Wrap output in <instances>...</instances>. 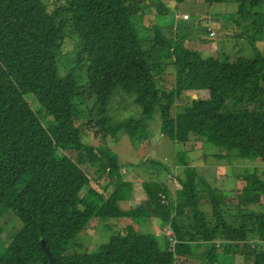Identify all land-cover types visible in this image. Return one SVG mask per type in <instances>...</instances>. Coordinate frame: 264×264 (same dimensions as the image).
<instances>
[{
  "label": "trees",
  "instance_id": "16d2710c",
  "mask_svg": "<svg viewBox=\"0 0 264 264\" xmlns=\"http://www.w3.org/2000/svg\"><path fill=\"white\" fill-rule=\"evenodd\" d=\"M232 1L236 13L231 15L249 21L245 32L251 53L231 58L217 50L204 58L181 43L187 36L198 38L200 28L189 26L185 35L167 32L175 17L164 0H0V264H48L41 240L54 264H183L198 242L206 246L203 264H237L224 263L222 251L255 256V262L239 264H264V211L253 209L264 197V50L255 46L256 39L264 38V0ZM151 6L153 11L147 10ZM145 13L153 14L154 21L148 17L139 27L132 16L143 20ZM67 44L76 47L71 69L84 70L71 89L64 81L71 71L67 60L72 52H63ZM161 57L170 61L162 64ZM167 74L174 84L166 90ZM23 85L38 108L26 106ZM200 90L207 96L198 95ZM122 94L132 95L138 117L116 120L109 114L113 97ZM181 94L185 100L175 116L177 134L195 133L220 147L212 154L218 161L235 155L261 165L241 176L245 184L236 205L222 203L218 188L191 166L174 177L175 192L164 182L147 180L148 199L134 209H121L128 181L114 177L106 186L112 189L109 195L90 183L104 166L117 175L120 163L88 108L95 107L111 136L123 132L136 145L148 138L146 125L159 113L157 127L178 144L171 108ZM77 98L87 102L85 109L77 108ZM67 150L87 154L88 160L80 156L77 161ZM177 205L185 213H177ZM151 214L172 232L163 246L131 223L121 230L106 223L103 227L115 232L100 243L107 246L80 250L87 240L83 236H91L92 219L141 223ZM228 229L243 232L244 238L231 245L225 239Z\"/></svg>",
  "mask_w": 264,
  "mask_h": 264
},
{
  "label": "rangeland",
  "instance_id": "374dc122",
  "mask_svg": "<svg viewBox=\"0 0 264 264\" xmlns=\"http://www.w3.org/2000/svg\"><path fill=\"white\" fill-rule=\"evenodd\" d=\"M164 2L172 8V14L175 17V22L172 26L169 27L167 25V32L169 34L173 35L176 32L175 35H185L184 33L189 32L187 28L192 25L201 29L199 32L200 36H197L198 38H190L187 36V39L181 40L185 49L194 51L197 50L204 58L216 55L217 50L221 53L223 51L225 53H230L231 58H234L236 55H249L251 53L252 46L245 32L247 27L250 29V25L248 24L249 21L246 20V16H238L236 14L231 15L232 13H236V3L234 1H221L211 5H208L204 0H164ZM154 8L155 6H151L147 10H152ZM135 13H140V11L137 10ZM139 17V14H134L132 16V20L139 27L142 25L143 21L146 22L148 17L154 21L153 14L145 13L143 20H139ZM232 17H234V20H232ZM204 38L208 39L204 41ZM255 46H257L261 51L264 50V38L262 37L256 39ZM75 48L76 47H74V50ZM238 48L241 49V52L235 53V50ZM74 50L72 49L71 44H67L63 50V52H67V55L68 52H72L69 54V58L67 60L68 69H73V66L75 65ZM160 61L163 64L170 60L161 57ZM170 68L173 69L172 66H170ZM72 69L70 72L64 74V81L69 89L74 88L75 84L77 82L79 83L84 77V70L73 71ZM153 72H151L152 75H155V71ZM157 78V83L163 84L159 81L160 78L158 76H156L154 80L157 81ZM163 78L166 81L162 85V88H165L166 90L170 89L174 84L172 76L167 74L164 75ZM21 88L27 100L26 106L29 109L38 108L39 103L36 101V98L29 91V89L25 85L21 86ZM197 94L202 97H206L207 91L200 90ZM130 96L122 94L115 95L113 97L110 104L109 114L114 117V119L120 120L123 118L139 116L140 108L133 104ZM177 99L178 102L174 103L171 108L173 123L176 122L175 116L183 110L182 106L185 100L184 94H181ZM76 100L78 101L77 108L85 109L87 102H83L82 100L80 101L78 98ZM48 105L52 110L56 108L55 103L52 101H49ZM88 109L91 113V117L95 120L98 126V133H105L108 135L106 139L110 138V141L108 140L106 144L115 153L116 158L120 163V167L117 171L121 176V179L124 181L128 179V176L125 175L126 171L130 170V174L133 175V170H135L134 168H138V171L142 172L141 176L144 178L145 184H147V180H152L149 176L151 174L158 175L156 176L157 179H160V176H163L166 182L163 184H165L170 191L175 192L178 187L176 180L173 178L177 174L183 175L184 168L192 166L194 167L195 172L202 176L210 187L218 188L221 195L225 197L223 200H220L222 203L236 205L238 204L237 201L242 198L241 189L245 184V181L241 176L245 174V172H253L256 166L261 165L257 159L251 160L243 157L240 158L235 155H232L229 160L222 158L220 160L223 161H218L212 154L219 151L221 149L220 147L203 140V138H200L195 133H187L181 137L179 133L177 134L180 126L176 122V124L173 125V134L176 136V139L179 140L177 144L175 140H171L167 135L162 134L160 129L157 127V124L160 121V117L158 115L159 113L154 114L146 125L148 138L143 142L137 143L138 145L132 144L127 134L123 132H119L116 135L111 136L109 133V126L101 121L100 115L97 114L95 107H93V109ZM91 142H93V139H91ZM66 152L67 154L73 156V158L77 161L80 156H82L83 161L88 158L87 154L81 155L80 152L75 153L71 150H67ZM186 160L188 164L182 165L181 163ZM178 162H180V164H178ZM131 166L133 168H130ZM115 172L110 173L107 170V167L104 166L102 168V173L99 175L96 174L97 176L101 175V177L95 176V180H90V183L98 191H103V186L111 185ZM152 186L154 187L156 185L152 184ZM200 202L205 203L207 200L205 198H201ZM139 205H136L134 208ZM177 206V213H185V210L182 211L181 207L179 205ZM253 209L255 211H264V197L260 196L259 201L253 205ZM115 220L117 219L114 218L110 223L112 224ZM147 221H149V229L156 233L155 237L158 239L160 245L163 246L164 239H166L169 234L172 235L170 228L157 214H151V216L148 217V220H145L143 224L146 225ZM102 223L103 221L100 223L96 220H93L92 223H90L87 229L90 231L91 236H88L87 234L83 236V239L87 240L84 241V245H82L80 250H86L88 248L101 250L107 246V243L106 246L100 243L104 242L110 234L115 232L111 233V231H114L113 229L107 230L102 227ZM115 224H119V221ZM135 227L138 228L139 226L136 224ZM143 228L145 229V227ZM144 229L141 230L143 231ZM87 233L89 232L87 231ZM171 235L169 237H171ZM243 236L244 234L241 231L228 229L225 239L231 242V245H234V243L242 240L244 238ZM201 246H203V243L200 242L192 245V252L185 256L184 264H203L202 260H204L203 257L206 255V248L202 249ZM217 248L221 249L220 245L217 244ZM225 262H230L227 255L224 259V263ZM233 262L252 263L255 262V256L253 254L237 256L233 259Z\"/></svg>",
  "mask_w": 264,
  "mask_h": 264
},
{
  "label": "crops",
  "instance_id": "0c3cea01",
  "mask_svg": "<svg viewBox=\"0 0 264 264\" xmlns=\"http://www.w3.org/2000/svg\"><path fill=\"white\" fill-rule=\"evenodd\" d=\"M130 168H133V167L131 166ZM133 171H134L133 175L130 174V172H131L130 170L125 172V175L128 176V179L126 181L129 182L130 186L127 189V193L125 194V196L123 198H120V200H119V205H120L121 209L134 208L136 205H139L142 201L148 199V193H147L146 189L143 186V183H144L143 182V178H142V176H140V175H142L141 174L142 172H138V169L137 170H133ZM149 176L152 178V180H154L156 182H159V183H163L164 182V183H166L163 176H160V179L156 178V176H158V175H152L151 174ZM180 176H182V175H180ZM114 177H118V178L121 179V176L119 175V173L117 175H115ZM113 219L114 218H108V219L103 220V223H102L101 226L103 227V225L106 224V223L111 224L110 222ZM93 220H96V219H93ZM93 220H91L90 223H92ZM146 220H148V219H146ZM96 221L100 222V223L102 222L100 220H96ZM118 221H119V224H116L118 230H121L125 225L131 223L134 229H138V230H140L143 233H152L154 236L156 235L155 232H153V231H151V229H149V221H147L146 225H144L143 222L145 220L143 222H141V223H136V222L133 223L132 220L129 219V218H119V219L115 220L112 224H115ZM136 224L139 226L138 228L135 227ZM143 227H145V229ZM141 229H144V230L142 231ZM170 235L171 234H169V236ZM201 248L202 249L206 248L205 244H203V246H201ZM220 255H221V259L222 258L225 259L226 255H227L228 258L230 259V262H232V263H235V262H233V259L235 257L241 256V254H239V253H235L233 255H228V254H226V252H223V251H222V253ZM245 255L246 254H243L242 256H245ZM237 264H239V263H237Z\"/></svg>",
  "mask_w": 264,
  "mask_h": 264
},
{
  "label": "clouds",
  "instance_id": "9594fccd",
  "mask_svg": "<svg viewBox=\"0 0 264 264\" xmlns=\"http://www.w3.org/2000/svg\"><path fill=\"white\" fill-rule=\"evenodd\" d=\"M107 170L109 171V169L107 168ZM103 191V193H105L106 195H109L111 192H112V189L111 188H109V187H106V186H103V189H102ZM98 191V190H97ZM161 196V195H160ZM162 199L164 200V202H162V203H165L166 202V200H165V198H164V196L162 195L161 196V201H162ZM121 208V207H120ZM123 210H126V209H123ZM111 218H114V217H111ZM117 219V218H116ZM106 240H108V238L106 239ZM105 240V241H106ZM104 241V242H105Z\"/></svg>",
  "mask_w": 264,
  "mask_h": 264
},
{
  "label": "water",
  "instance_id": "95a60500",
  "mask_svg": "<svg viewBox=\"0 0 264 264\" xmlns=\"http://www.w3.org/2000/svg\"><path fill=\"white\" fill-rule=\"evenodd\" d=\"M41 243H42V247H43V249H45L46 254H47L48 258H49V262H48V264H54V257H53L52 254L48 251V249L45 248V245H44V241H43V240H41Z\"/></svg>",
  "mask_w": 264,
  "mask_h": 264
},
{
  "label": "built area",
  "instance_id": "2783aa9c",
  "mask_svg": "<svg viewBox=\"0 0 264 264\" xmlns=\"http://www.w3.org/2000/svg\"><path fill=\"white\" fill-rule=\"evenodd\" d=\"M185 16H187V15H185ZM162 202H164V200L162 199Z\"/></svg>",
  "mask_w": 264,
  "mask_h": 264
}]
</instances>
